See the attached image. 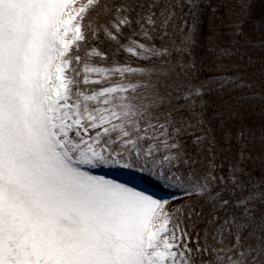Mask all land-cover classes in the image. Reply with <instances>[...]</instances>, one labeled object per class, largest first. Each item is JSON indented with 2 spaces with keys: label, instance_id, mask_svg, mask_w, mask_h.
I'll use <instances>...</instances> for the list:
<instances>
[{
  "label": "snow or ice",
  "instance_id": "1",
  "mask_svg": "<svg viewBox=\"0 0 264 264\" xmlns=\"http://www.w3.org/2000/svg\"><path fill=\"white\" fill-rule=\"evenodd\" d=\"M0 264H264V0H0Z\"/></svg>",
  "mask_w": 264,
  "mask_h": 264
}]
</instances>
